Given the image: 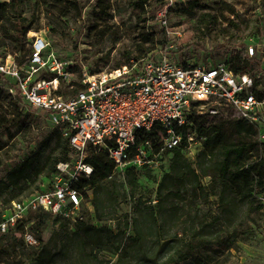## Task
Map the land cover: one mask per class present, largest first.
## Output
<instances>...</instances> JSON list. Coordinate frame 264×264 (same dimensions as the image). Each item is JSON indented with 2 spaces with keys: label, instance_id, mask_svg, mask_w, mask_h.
Segmentation results:
<instances>
[{
  "label": "trees",
  "instance_id": "obj_1",
  "mask_svg": "<svg viewBox=\"0 0 264 264\" xmlns=\"http://www.w3.org/2000/svg\"><path fill=\"white\" fill-rule=\"evenodd\" d=\"M147 1H129V7L137 12L135 51L140 58L157 47H164L166 38L163 28L149 31L146 26ZM162 1L154 0L156 4ZM110 2L111 0H95L93 7L106 17L112 9ZM251 2L258 11L256 21L259 23L261 12L264 11V0ZM40 10L45 13L65 10L73 14L74 19H79L83 8L78 0L0 2V48H9L19 66L30 55L31 46L27 35L36 31V15ZM213 19V16L204 13L198 19V25L208 27ZM234 20H228L227 28L223 30L239 31L241 26ZM226 51L230 58L226 63L231 65L234 73H249L257 84L262 83L264 52L257 57H250L245 51L237 50L236 46H231ZM126 54L128 56L131 52ZM0 57L5 55L0 53ZM1 82L3 80L0 79ZM256 96L258 99L262 98L259 93ZM33 117L38 116L24 110L17 97L3 91L0 85V170L5 172L4 178L0 179V199L4 212L12 202L21 201L44 190L56 165L65 161L71 153L67 141L53 129L54 148L51 151H56L57 154L53 156L50 153L38 163L35 158H24L8 168L3 163V158L8 153L5 149L7 143L3 138L13 143L19 132L27 135ZM210 118L205 121L202 117L197 121L198 132L204 136V140L193 155V161L182 150L175 149L165 155L164 164L158 170L127 169L123 179L115 176L112 180H107L113 170L111 162L105 154L91 152L86 159L94 169L88 183L91 211L85 213L83 220L74 223L46 212L26 214L13 231L0 234V264H56L57 255L61 251L58 249L65 246V243L69 244L70 239H73L76 251L70 264H146V261L149 264H210V261L220 257L223 252L232 249L243 232L245 216L251 212L259 213L264 208V202L257 199L259 194L264 193V141L257 138L256 124L240 119ZM44 173L45 181L39 187L29 191L23 185ZM139 174L150 179L160 175L156 180L153 200L143 199L141 196L135 198V191L140 187ZM126 187L129 189L128 193ZM4 195L9 197L5 198ZM129 200L133 202L134 211L139 217L146 215L158 227L154 240L157 250L152 259L146 256L137 221H134L131 235L127 234V214L121 215L113 227L107 225L114 221L119 205L127 204ZM209 200L216 207L215 214L191 212L193 208L204 205ZM3 213H0V218ZM242 213L244 215L240 217ZM86 217L92 221H86ZM50 222L58 223L61 234L59 243L53 250L43 239ZM168 223L181 227L178 231L165 235L163 228ZM26 232L34 237L36 246H28L23 242L22 237ZM165 236L171 244L167 253L163 252L167 241ZM105 250H113L116 255L113 263L98 261L97 256ZM136 256L137 259L134 260Z\"/></svg>",
  "mask_w": 264,
  "mask_h": 264
},
{
  "label": "built area",
  "instance_id": "obj_2",
  "mask_svg": "<svg viewBox=\"0 0 264 264\" xmlns=\"http://www.w3.org/2000/svg\"><path fill=\"white\" fill-rule=\"evenodd\" d=\"M166 9L158 8L155 17L169 37ZM27 38L31 52L22 66L10 55L0 57V79L24 110L60 133L71 153L56 165L44 190L11 203L0 218V234L32 212L83 220L91 211V152L111 162L107 180L123 179L127 169L158 170L175 149L194 155L204 140L197 129L201 115L264 126V78L257 84L229 63L179 60L164 46L111 70L93 71L56 57L43 38ZM22 239L37 245L28 232Z\"/></svg>",
  "mask_w": 264,
  "mask_h": 264
},
{
  "label": "rangeland",
  "instance_id": "obj_3",
  "mask_svg": "<svg viewBox=\"0 0 264 264\" xmlns=\"http://www.w3.org/2000/svg\"><path fill=\"white\" fill-rule=\"evenodd\" d=\"M78 1L83 8L81 18L74 19L73 14L65 10L57 13H45L40 10L36 15V31L28 33L27 37L43 38L49 43L56 57L72 63L77 61L93 71L111 70L116 66L127 64L129 59L140 58L139 53L135 51L137 12L129 7L130 0H111L112 9L106 17L100 15L93 7L95 0ZM0 2H7V0H0ZM146 5L148 10L146 26L149 27V31L161 29L155 17L156 11L160 7H167L166 29L169 31V37L165 38V46L173 58L179 60L189 58L196 62H226L230 61L226 49L231 46L245 51L250 57H257L264 52V11L261 12L262 18H259L258 23L256 21L258 11L254 9L251 0H163L160 4H156L154 0H148ZM204 13L214 17L208 27L198 25V19ZM231 19H235L234 21L240 24L239 31L223 30L227 28V21ZM250 48L253 49L252 56L248 51ZM126 52L131 54L127 56ZM0 53L5 57L13 55V52L5 47L0 48ZM0 85L3 91L7 92V85L3 82ZM202 117L205 121L211 119L206 115H201ZM257 128V138L264 141V126L257 124ZM3 141L7 143L5 149L8 151V157L6 155L3 158V163L8 168L24 158H35V162L38 163L52 153L51 150L54 148L53 129L41 116L33 117V123L27 135L19 132L15 135L13 143H9L5 138ZM55 154H57L56 151L52 153L53 156ZM193 159V155H189V160L193 161ZM4 174L5 172L0 170V179L4 178ZM45 175V173L40 174L23 185L31 191L43 184ZM159 176L150 179L139 174L140 187L135 191V198L141 196L143 199L153 200L156 180ZM126 192H129L127 187ZM3 197L8 198L9 195ZM257 199L264 202V193L259 194ZM197 211L211 215L216 213V207L212 200H209L204 205H198L191 210L192 213ZM1 212L4 211L0 199ZM124 214H127L129 218L127 234H132L131 228L134 221H137V229L143 236L146 256L152 259L157 250L154 240L158 227L154 226L146 215L139 217L134 211L131 200L127 204L119 205L113 217L114 221L107 225L113 227L114 222L119 221L120 216ZM243 215L244 213L240 217ZM85 219L88 222L92 221L88 217ZM180 227H174L168 223L164 226L163 233L170 235L173 231H178ZM242 227L243 232L234 242L232 249L223 252L220 257L210 261V264H264V208L259 213L251 212L245 216ZM69 228H71L70 225ZM60 238L58 223L50 222L43 234L44 241L53 250ZM165 239L167 241L164 243L163 252L167 253L171 244L168 243L167 236ZM153 245L154 247H150ZM58 250L61 251L57 255L56 264H70L76 252L73 239ZM97 257L101 262L113 263L116 260L113 250L102 251ZM136 259L137 256L134 260ZM145 263L149 264L147 261Z\"/></svg>",
  "mask_w": 264,
  "mask_h": 264
}]
</instances>
